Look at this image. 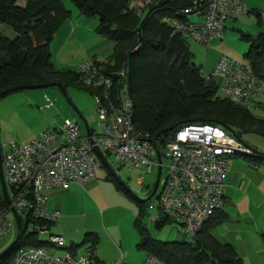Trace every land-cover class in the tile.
I'll return each mask as SVG.
<instances>
[{
	"label": "built area",
	"instance_id": "2783aa9c",
	"mask_svg": "<svg viewBox=\"0 0 264 264\" xmlns=\"http://www.w3.org/2000/svg\"><path fill=\"white\" fill-rule=\"evenodd\" d=\"M247 11L245 0H190L180 16L165 17L162 21L185 40L206 46L213 40H222L228 19ZM191 16L195 19H190ZM75 70L83 85L97 91L92 96L102 130L94 133L91 129L95 144L120 165L142 169V174L151 172L152 166L157 165L155 145L147 133L135 128L132 101L125 95V89L113 92V78L95 58L86 59ZM119 74L123 76V70ZM202 75L206 79L218 77L222 97L238 105L250 106L264 94V78L255 72L252 64L226 54L219 57L209 74ZM50 105L46 103L43 108ZM0 151L10 204L17 211L20 224L21 218L24 221L29 218L27 228L47 234V246L20 248L9 264H94L90 248L82 255L68 249L62 255L52 251V248L66 249V242L61 235L50 232L60 214L47 207L45 194L48 189L66 188L71 183L84 185L96 177L100 162L79 122L66 118L26 143L0 145ZM236 153L250 154L252 150L221 126L205 122L182 126L166 143L164 176H160L148 209H155L156 216L161 214L176 220L193 238L221 207L229 158ZM138 182L143 183V176ZM14 225L6 205L0 210V242L10 235ZM119 264L163 263L148 254L140 263L120 261Z\"/></svg>",
	"mask_w": 264,
	"mask_h": 264
},
{
	"label": "trees",
	"instance_id": "16d2710c",
	"mask_svg": "<svg viewBox=\"0 0 264 264\" xmlns=\"http://www.w3.org/2000/svg\"><path fill=\"white\" fill-rule=\"evenodd\" d=\"M71 1L81 15L98 17L96 33L112 42L111 53L100 63L113 78V92L126 88V96L132 101L135 128L147 133L154 142L160 130L174 126L157 137L162 156L166 143L189 123L219 125L224 122L232 130L238 127L264 135V118L254 115L249 106L218 95L219 83L202 75L185 39L162 21L165 17L180 16L190 0H152L145 5L144 15L131 6V0ZM70 14L64 0H0V23L16 34L10 38L0 30V92L13 86L60 82L64 87L73 84L84 87L91 95L97 93L83 86L75 69L58 68L51 59L50 43ZM243 37L250 42L245 57L264 78V33L256 38ZM121 70L123 76L119 74ZM251 150L250 154L236 153L230 158L240 154L252 164L264 163V154ZM104 153L106 157L109 155ZM105 179L136 200L138 211L133 223L140 235L137 247L147 255L156 256L163 264H243L231 243L222 242L211 233L212 227L227 219L221 208L214 211L192 240L161 241L152 238L141 221L147 210L144 204L150 199H139L108 170ZM5 206L0 187V210ZM29 220L21 218L19 239L0 257V264H9L20 248L47 246L45 239H39L36 231L27 228ZM169 221L168 216L158 214L154 224L161 228ZM259 235L264 242V232ZM98 239L97 233L88 232L83 242H89L87 248L94 252ZM76 246L71 243L67 249L75 253Z\"/></svg>",
	"mask_w": 264,
	"mask_h": 264
},
{
	"label": "rangeland",
	"instance_id": "374dc122",
	"mask_svg": "<svg viewBox=\"0 0 264 264\" xmlns=\"http://www.w3.org/2000/svg\"><path fill=\"white\" fill-rule=\"evenodd\" d=\"M150 1L152 0H134L133 7L137 12H140ZM245 4L248 10L246 13L239 14L225 22L222 40H214L206 46L188 39L185 40L189 51L193 55V62L200 67L202 73L209 74L222 54L239 61H249L244 54L248 50L250 42L243 35H250L256 38L259 34L264 33V0H245ZM64 5L71 12L69 20H72L73 25H77V30L81 35L78 36V43L63 45L61 57L66 58L65 63H67L64 66L73 69L78 63V58L85 55V48H94L97 60L100 62L105 61L111 53L112 42L94 31L98 24V17L81 15L71 0H64ZM146 12L147 8L141 13L144 15ZM190 19H195V17L191 16ZM68 21L66 20V24ZM63 26L64 24L59 30ZM0 30L10 38L16 36L15 32L5 24L0 23ZM100 40L102 42H99ZM59 44V36L55 34L54 39L51 41L50 49L52 61L57 66H61L57 64L55 54V49ZM100 44H105L104 48L98 49ZM89 58L93 57L90 56ZM211 80L216 83L219 82L218 77H212ZM64 88L66 95L58 87L51 86L38 89H23L1 97L0 145L4 146L11 142L26 143L38 136L44 129L57 126L66 118L78 121L84 132L76 110L83 116L94 133L101 132L102 128L99 126L93 96L82 86L71 84ZM218 95L222 97L221 88L218 89ZM259 97L258 102L261 104L250 107L254 115L264 118V108L261 107L264 104V94ZM46 103H51V105L43 108ZM223 129L228 132L225 128ZM233 131L246 145L264 154L263 134L238 127H234ZM106 158L111 166L117 170L119 178L128 185L132 193L139 199H145L153 186L157 166H152L151 172L142 174V169L126 168L120 165L110 154ZM162 163L163 165L166 163L164 156H162ZM231 164L240 167L239 178L242 175L244 178L248 173L250 175L246 177L243 187L240 186L243 193L242 201L240 200L241 197L236 196L237 194L234 192L232 203L228 204V206L224 204L225 208L234 212V222L228 220L225 223L237 229H251L253 223L250 222V211L247 210L250 204L253 217L257 219L259 225H263L264 164L252 166V162L240 154L230 159ZM164 172L165 169L163 167L161 178L164 176ZM106 173L107 169L99 165L96 169V180L94 182L84 185L75 183L76 185H70L71 187L68 190H62L60 194L50 192L47 195L46 192L47 204L52 207L55 203H58L57 207L60 211V218L51 226L50 232L61 235L66 242V247L71 243L76 244L75 252L77 255L85 254L89 246L88 242H83L86 233H97L99 242L95 246L94 251L100 261L105 264H119L120 261L140 263L146 257V251L137 247L140 235L133 222L137 215L138 204L130 195L123 191H117L112 182L103 181ZM141 176H143V183L140 185L138 178ZM95 183L99 185L90 190L89 186ZM226 189L224 188V190ZM153 198L154 196L149 200V203ZM147 204L148 202L144 204L147 206V210L141 221L148 228L152 238L161 241L192 240V237L187 235L181 225L174 219H170L161 228H156L154 217L157 211L155 209L149 210ZM241 209L242 211H240ZM221 226L222 224L216 226L212 229L213 232L217 233L218 228ZM28 229L30 230V226H28ZM15 232L14 225L10 235L0 243V252L14 241ZM37 236L39 239L44 240L47 234L38 233ZM249 237L251 241H257L261 244V240L256 233H250ZM66 250L65 248H52V251L58 255H62ZM236 252L239 255L237 249ZM97 264H101V262Z\"/></svg>",
	"mask_w": 264,
	"mask_h": 264
},
{
	"label": "crops",
	"instance_id": "0c3cea01",
	"mask_svg": "<svg viewBox=\"0 0 264 264\" xmlns=\"http://www.w3.org/2000/svg\"><path fill=\"white\" fill-rule=\"evenodd\" d=\"M133 3H134V0H131V6H133ZM145 8H146V6L144 7V9ZM142 11L140 10V12H138V13H141ZM95 28H94V31H95ZM55 34L58 35L59 39H60V44L55 49V54H56L57 64L61 65V66H57L54 63V61H53V63L58 68H66V66H64V65L67 64V63H65L66 62V58H62L61 57V55L63 54V45L68 44V43L72 44L74 42L78 43L79 42L78 36H81V35H80V32L77 30V25H73L72 20H69L67 24H66V21H65L64 22V26L61 28V30L58 29ZM53 39H54V37H53ZM99 42H102V41L100 40ZM50 45H51V43H50ZM104 46H105V44H100V47H98V49L104 48ZM112 46H113V44H112ZM49 49H50V46H49ZM50 52H51V49H50ZM84 52H85V55H83L80 58H78L77 65L80 64L81 62L85 61L84 58H89L90 56H92L93 58L97 59L95 57L96 53H95V49L94 48H85ZM51 59H52V52H51ZM76 66H74L73 69H75ZM66 69H70V68H66ZM259 96L252 101L250 106H257L258 104H261L260 102H258L259 98H260ZM250 106H249V108L251 109ZM261 107L264 108V104ZM231 158H229V169H228V172H227V174L225 176V181H224V188H227V189L224 190L223 202H222V205L220 207L222 209V211H224L227 214V219L222 223V226L220 228H218L217 233H214L212 229H214L218 225L212 227L211 233H212V235L215 238H217L218 240H220L222 242L230 241L231 244L234 245V247L237 249L239 255L241 256V258L243 260V264H264L263 263L264 262V242L261 240L260 235H259L261 232H264V221L262 223L263 225H259V223L257 222V219L254 218L252 213H251L250 204H249L247 210L250 211V216L251 217H249V219H250V222L253 223L251 229L250 228H247V229H240L239 228V229H237V228H234L233 226H231L230 224H226L225 223L228 220L234 222V218H233L234 212L229 210V209H227V208H225L224 204H227V206H228V204L230 205L232 203V195L234 196V192L237 194L236 196L241 197L240 200L242 201L243 193H242V190L240 189V186L243 187V183L245 182L246 177L250 175L248 173L247 176L245 175L244 178L242 177L243 175L241 176V178H239V172H240L241 169H240V167L235 166L234 164L230 165V159ZM260 164H264V163H260ZM251 165L252 166H259V164H251ZM105 176L103 177V179H104L103 181H105V182L109 181V180L105 179ZM95 180H96V177L91 182H89V184L94 182ZM70 185L73 186V185H76V184L75 183L69 184L66 188L54 187V188L46 190L45 194H46V192H47V195L50 194V192L54 193V194H56V193L60 194V192L62 190H68V188L71 187ZM98 185L99 184H96V183L95 184H91L89 186V189L93 190ZM112 185H113V183H112ZM235 185H236V187H235ZM117 191H120V190H117ZM57 205H58V203H55V205L51 207V206H49L47 204V207L50 208V209L57 210L59 212V214H60V211H59V208L57 207ZM240 211H242V209ZM219 225H221V224H219ZM260 226H263V227H260ZM250 233H256V235H258L259 239L261 240V244H259L257 241H251L250 237H249ZM98 242H99V239H98ZM89 245H90V243H89ZM66 249H67V247H66ZM75 254H76V252H75ZM92 262L94 264H97L98 262L99 263L101 262V264H105L104 262L99 260L98 255H96L95 251L93 252Z\"/></svg>",
	"mask_w": 264,
	"mask_h": 264
},
{
	"label": "water",
	"instance_id": "95a60500",
	"mask_svg": "<svg viewBox=\"0 0 264 264\" xmlns=\"http://www.w3.org/2000/svg\"><path fill=\"white\" fill-rule=\"evenodd\" d=\"M127 83V81L125 82ZM51 86H56L58 87L62 93L64 95H66L65 92V88L62 85V83L60 82H47V83H42V84H27V85H19V86H13L10 87L6 90H3L0 92V98L11 93L14 91H19V90H23V89H38V88H46V87H51ZM80 122L83 125L84 131L86 136L89 139V142L93 145V150L95 152V154L97 155L100 163L113 175V177L122 185L124 186L126 189H128L130 192H132L129 187L125 184V182H123L118 174H117V170L114 169L111 164L109 163V161L107 160L105 153L103 152V150L97 145L95 144L93 137H92V132H91V128L89 127V125L87 124V122L85 121V119L83 118V116L76 110ZM184 123V122H181ZM219 125L223 128H225L231 135H233L234 137H237V134L235 133V131H233L229 125H227L224 122H219ZM174 128V126L171 127H167L164 128L162 130H160L154 140V145H155V149H156V159H157V173H156V177L153 183V186L151 188V192L149 195H147V197L144 200H149L150 197L156 192L158 184H159V180H160V176H161V172H162V156H161V152L157 146V137L163 133L169 132ZM0 187H1V192L5 201V204L7 206H9V211L11 212L13 218H14V222H15V238L14 241L6 248L4 249L2 252H0V257L19 239L20 236V219L18 216L17 211L15 210V208L10 204L11 200H10V196H9V187L7 186L5 180H4V176H3V170H2V160H1V151H0Z\"/></svg>",
	"mask_w": 264,
	"mask_h": 264
}]
</instances>
